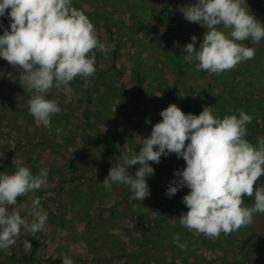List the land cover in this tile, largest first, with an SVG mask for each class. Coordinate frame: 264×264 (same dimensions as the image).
<instances>
[{
	"label": "rangeland",
	"instance_id": "obj_1",
	"mask_svg": "<svg viewBox=\"0 0 264 264\" xmlns=\"http://www.w3.org/2000/svg\"><path fill=\"white\" fill-rule=\"evenodd\" d=\"M168 2L72 0L73 7L94 24L105 51L94 50L93 76L75 78L69 85L71 92L61 87L46 94V99L56 100L61 108L51 118L50 130L37 127L29 114L28 101L34 92L19 82L22 69L0 58V173L12 174L21 166L34 175L49 169L47 184L18 197L13 206L31 222V202L39 197L48 216L46 230L33 236L21 228L15 245L0 250V264H63L65 257L74 264H264V213L255 214L251 225L230 235L221 233L216 239L180 225L178 218L188 211L182 199L189 189L182 187L171 198L166 195L169 182L176 179L174 173L186 167L183 158L174 153L161 156L167 169L162 174H157V163L149 162L154 174L146 177L150 195L143 201L133 199L127 185L114 183L107 189L102 183L112 167L122 166L125 157L139 151L142 139L162 120L159 113L170 104L185 114L198 115L188 95L206 91L201 103L223 119L216 103L222 94L225 106L236 104L253 117L245 138L257 145V138L264 137V131L251 129L264 125V39L258 44L243 41L244 46L255 49V57L212 78L214 74L197 71L198 62H186L187 53L182 52L193 35L199 49L207 31L183 16V8L196 0H171L168 11L155 19L153 12ZM246 2L245 7L264 24V0ZM0 23L3 35L10 20L0 17ZM221 30L230 35V29ZM139 71L145 78L142 85L137 81ZM160 81L168 87L177 84L178 92L164 94L157 88ZM137 98L143 105L140 112L135 108ZM84 112L89 116L88 125ZM137 168L132 166L129 174L134 176ZM256 186L264 187V176ZM243 199L245 206L254 203V197ZM159 210L161 215L172 214L149 229ZM175 234L187 250L175 246ZM26 240L32 245V260L28 259L31 251L24 248Z\"/></svg>",
	"mask_w": 264,
	"mask_h": 264
},
{
	"label": "clouds",
	"instance_id": "obj_2",
	"mask_svg": "<svg viewBox=\"0 0 264 264\" xmlns=\"http://www.w3.org/2000/svg\"><path fill=\"white\" fill-rule=\"evenodd\" d=\"M246 4V0H196L183 8L187 21L207 28L199 49L195 35L182 48L187 53L184 60L198 62L197 71L220 75L253 59L255 49L242 42L251 39L258 44L264 39V24ZM5 16L10 24L0 35V58L22 69L19 82L34 92L28 101L29 114L37 127L50 130L51 118L61 108L56 100L46 99V94L61 87L71 92L69 85L75 78L93 76L94 50L104 52L105 45L98 40L89 17L73 7L72 0H0V17ZM222 28L230 29V35ZM174 46L178 47V42L174 41ZM159 115L162 120L142 139L139 151L125 157L122 166L109 170L102 182L105 188L111 189L114 183L127 185L133 199L143 201L150 195L146 177L154 174L149 162L159 163L161 156L174 153L183 158L186 167L174 173L176 179L169 182L166 195L171 198L180 188L189 189L182 199L188 211L178 218L187 230L216 239L221 233L230 235L251 225L255 214L264 213V187L256 186L264 176V137L257 138V145L245 138L251 115L241 110L239 117L221 119L213 115L211 106H205L199 115L185 114L175 104ZM132 166H138L134 176L129 174ZM48 172L43 168L34 175L30 168L21 166L12 174L0 173V250L15 245L21 228L33 236L46 230L48 216L39 197L31 202V222L13 206L18 197L46 185ZM245 196L254 197L251 207L245 206ZM173 243L187 250L179 234L174 235ZM24 248L31 251L28 240ZM62 261L74 264L68 257Z\"/></svg>",
	"mask_w": 264,
	"mask_h": 264
},
{
	"label": "trees",
	"instance_id": "obj_3",
	"mask_svg": "<svg viewBox=\"0 0 264 264\" xmlns=\"http://www.w3.org/2000/svg\"><path fill=\"white\" fill-rule=\"evenodd\" d=\"M170 4H171V0H169V2L166 3V5H164V6L162 7V9H160V10H158V11H154V12H153V16H154V18L157 19L158 17L164 15V14L168 11V9H169V7H170ZM262 40H263V39H262ZM262 40H261V41H262ZM136 76H137L138 84H139V85H142V84L145 82V78L143 77V75H141L140 71L136 73ZM215 77H216V74H214V75L212 76V78H215ZM214 82H215V81H213V83H214ZM212 85H213V84H211V86H212ZM88 87H90V88L88 89V91H87V94H88V103H91V102H93L92 94H91V92H90V91L92 90V86H91V84H89ZM157 88H158L160 91H162L164 94H166V93L169 94L171 91H172V92H174V91H175V92H178L177 84H174L172 87H168L166 84H164L163 82L160 81V82H158V84H157ZM205 94H206V91H205L204 95H203V94H202V95H195V97H191L190 95L187 96V97H188V100L192 101V104H193V106H194V107H193V110H194L198 115L202 112L203 108H204L205 106H207L206 104L201 103L203 97L205 96ZM174 96L177 97V95H174ZM236 97H237V96H235L234 98H236ZM216 98H217V100H216V99H214V100H216V103H217L218 114H220L221 116H223V118H224L225 116H227V115H237V117H239V112L241 111V109L238 108L236 104L231 105V107L225 106V105H224V97L222 96V94H219L218 97H216ZM221 98H222L223 100H222ZM233 100H234V99H233ZM234 101H235V100H234ZM234 103H235V102H234ZM135 108H136L137 110H139V112L143 110V109H142V108H143V105H142V101H141V99H139V98L136 99V101H135ZM84 113H85V112H84ZM85 117H86L87 121H86V122L84 121V124H85V125H88V124H89V122H88V120H89V116L87 115V112L85 113ZM251 129L254 130L255 132H258V131H260V130L264 131V125H261V126L259 127V124H256V125L252 126ZM157 165H158V172H157V174H162L163 172H166L165 170H167V169L161 164V159H160V162L157 163ZM121 202H123V199H122V200H118L116 204H120ZM157 214H159V217H158L157 219L153 220L152 226H149V229H151L153 226H155V225H157V224H159V223H161V222L166 221L167 218H169V217L171 216L172 213H171V212H168V213H166V214H164V215H161V210H159ZM149 229L147 228V230H149ZM33 254H34V252L31 251V253H30L29 256H28V259H31V260H32V259L34 258ZM23 258H24V257H23Z\"/></svg>",
	"mask_w": 264,
	"mask_h": 264
}]
</instances>
